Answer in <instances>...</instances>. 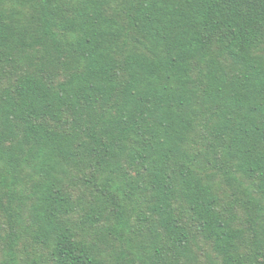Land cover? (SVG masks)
I'll return each instance as SVG.
<instances>
[{"label": "trees", "instance_id": "trees-1", "mask_svg": "<svg viewBox=\"0 0 264 264\" xmlns=\"http://www.w3.org/2000/svg\"><path fill=\"white\" fill-rule=\"evenodd\" d=\"M0 264H264V0H0Z\"/></svg>", "mask_w": 264, "mask_h": 264}, {"label": "rangeland", "instance_id": "rangeland-1", "mask_svg": "<svg viewBox=\"0 0 264 264\" xmlns=\"http://www.w3.org/2000/svg\"><path fill=\"white\" fill-rule=\"evenodd\" d=\"M2 260V254L0 252V261ZM40 264H44L43 260H41V263Z\"/></svg>", "mask_w": 264, "mask_h": 264}]
</instances>
